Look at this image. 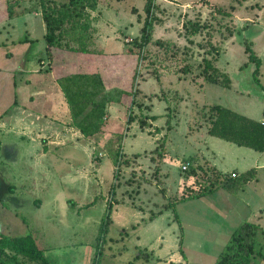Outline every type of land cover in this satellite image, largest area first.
Listing matches in <instances>:
<instances>
[{"label": "rangeland", "instance_id": "obj_1", "mask_svg": "<svg viewBox=\"0 0 264 264\" xmlns=\"http://www.w3.org/2000/svg\"><path fill=\"white\" fill-rule=\"evenodd\" d=\"M52 1L60 3L68 0ZM144 5L145 0H100L98 11L92 13L93 18L97 17L99 20H94V25L101 23L100 28L95 27L98 31L95 32L91 45L96 56L74 57L73 53H68V56L64 54L65 56L60 57V62L58 58L55 61L58 68H65L70 59L80 58L79 56L96 59L97 67L92 65L99 72L105 70L109 89H122L125 82L130 84V77L136 71L137 65L138 81L135 85L139 91L137 101L140 106L133 108V114L138 117L143 112L151 117L150 114L154 113L160 119L154 120V124L146 126L145 129H141L140 123L128 127L127 110L120 109L121 105L114 103L108 108L111 112L107 124L109 133L97 135L90 140L94 142V169L99 166V160L108 165V175L104 172L105 168L97 170L102 189V194L97 196L106 200L104 210L110 204L114 207L126 203L131 208L136 205L140 218L114 214L112 220L111 215V222L101 235L104 213L98 204H94L89 210L86 205L92 199L86 201L87 198L83 197L80 199L83 207L74 206L78 202L76 191H63L62 198L56 201L55 210L49 212L52 222L42 217L46 213L42 214L41 210L40 224L33 225L38 219L37 215H33L34 212H29L36 208V201H31L43 196L46 202L47 197L30 187L33 186L32 178L23 177V156L11 151L12 146L8 143L13 141L12 137L0 131V176L7 185H15L19 190L23 186L30 191L20 205L0 185V201L7 209L0 210V217L4 218L10 211L19 210V219L25 220L26 230L29 232L25 234L39 236L41 245L38 246L48 264H215L231 235L242 223L249 221L264 230V153L206 136L207 117L203 116V112L206 114L211 105L220 104L254 120H262L264 0H158V9L155 12L158 21L153 39H160L165 44L175 42L181 51L172 54L164 46H157L153 42L143 51V60H126L120 54L129 46L132 47L135 39L140 36L139 29L146 16ZM32 7L38 8L39 0H35ZM219 9L228 11L230 17L223 21L224 16L218 14ZM194 22L202 26L205 24L206 27L197 35L187 36V26ZM225 22L230 30L226 28ZM15 25L14 33L21 37L22 27L17 23ZM100 29L101 42V35L97 33ZM14 33H10L9 29L3 31L0 41L4 38L9 41L10 37L15 39ZM208 33L214 36L212 43L222 44L223 53L219 66L229 73L233 81L232 89L210 84L202 76L201 65L206 52L200 45L209 40ZM105 40L109 43L106 49L102 48ZM247 48H253L254 53L262 60L259 74L255 75L256 65L249 62ZM25 54L31 57L34 53L30 50ZM109 57H115L118 66ZM19 61L21 62L17 57L10 61L0 59V110L8 106V95L12 89H20L22 85L25 87V84H21L22 80L23 83H34L38 75L27 69L30 68V61H26L27 68L20 71L17 65ZM119 63L124 64L119 66ZM42 67L47 69L44 70L47 73L53 65L46 64ZM67 72L62 71L63 74ZM12 78L17 82L13 88L9 81ZM116 95H113L115 99ZM195 130L197 133H194ZM116 133H124L122 154L130 159L128 166L123 164L120 167L119 179L114 178L116 166L107 148L112 134ZM79 136L71 129L61 131L63 139L69 138L66 140V148H70L69 143L74 146L79 141ZM114 137L117 141V137ZM87 147L85 143L79 144L78 151ZM162 148L167 150L165 167L152 161V157L157 159V152ZM206 148L210 151L207 152ZM100 153L105 158H101ZM193 161L201 165L203 171L211 169V164L225 172L236 169L244 173L258 166H261V170H257V179L237 194L220 189L211 195L178 204L170 208L172 210L169 212H164L171 206L173 196L187 192L188 187L195 186L193 178L186 177L189 168L196 166ZM58 164L63 165V171L75 168L74 166L85 167L86 170L89 162L85 161L83 155L73 157L71 154L68 158L60 159ZM159 167L160 173L156 175ZM61 174L60 172L59 176ZM80 175L78 172V176ZM200 176L204 178V172ZM81 178L84 179L83 176ZM112 181H115L117 188L113 189ZM118 181L120 182L117 184ZM57 197L58 194L55 199ZM163 212L164 217L151 225V218ZM89 216L94 220L96 218L97 223L88 222L87 219L91 218ZM4 233H0V237L10 238L9 231ZM14 234L22 236L19 232ZM256 243L257 249H262L264 256V234H259ZM252 264H264V258L257 254L253 257Z\"/></svg>", "mask_w": 264, "mask_h": 264}, {"label": "trees", "instance_id": "obj_2", "mask_svg": "<svg viewBox=\"0 0 264 264\" xmlns=\"http://www.w3.org/2000/svg\"><path fill=\"white\" fill-rule=\"evenodd\" d=\"M157 1L145 0L144 12L146 16L143 25L139 29L140 36L135 39L132 47L129 46L126 51L120 54L124 55L126 60L129 58L132 61L134 59L143 60V51L153 44V42L157 46H164L172 54L181 51L175 42L165 44L159 41L160 39L157 41L153 39L155 24L158 21L155 13L156 9H158ZM99 4L100 0H68L60 3L52 0H39V7L41 8L45 23L46 32L44 40L48 53L51 54V52L57 51L65 55L73 53L74 57L76 55L96 56L95 51L91 49V45L94 41V34L98 31L94 25V22L98 19L97 17L94 19L92 13L98 11ZM17 5V0H8L6 7L9 18L20 15ZM219 13L224 16L223 21L231 15L228 11H222L221 9H219ZM224 24L230 30L227 22ZM203 27H206V25L203 24L202 26L197 22L190 23L187 26L186 35H197L201 33ZM208 36L209 40L207 39L206 43L200 45L201 49L206 52L201 65L202 76L210 84L232 89L233 81L229 73L219 66L223 53L222 44L216 43L217 45H215L211 40L214 36L211 33H208ZM137 49L138 52L136 51ZM246 52L249 53V62L256 65L255 75L259 74L262 66L261 58L254 53L253 48H247ZM79 57L75 59L76 62L74 60L77 64L75 66L76 71L59 78V85L65 96L66 104L70 109V124L75 126L83 137L94 139L97 135L109 133L107 124L111 112H109L108 108L114 103L121 105V109L125 108L127 110L129 116L127 121L128 127L131 124L140 123L141 129H145L146 126L150 127L151 123L149 120L154 121L159 118L156 115L149 117L148 113L144 114L143 112L138 117L133 114V108L140 106L139 101H137L139 91L135 85L138 81L137 65L135 66L136 71L134 70V74L130 77V84H128L129 82H125V86L122 89H109L106 84V74L102 75L97 68L95 70L97 64L88 70L82 69V61L89 58ZM109 58L114 62V65L118 64V60L115 57ZM123 64L119 63V66ZM128 85L130 86L128 87ZM113 95H116V99ZM203 116L207 117L206 136L223 140L238 147L248 148L258 153H264V110L263 119L257 121L231 108L220 104H213L208 108L206 114L203 112ZM114 136L117 137V141H115ZM123 136L124 133L112 134L108 142L109 146L107 147L110 156H113V163L116 166L115 179H119L120 177V167L123 164L128 165L130 163V159H125L124 154H122ZM157 153V159L156 157H152V161H156L158 164L164 163L167 157V150L162 148ZM206 161L208 160L206 159ZM195 165L189 168V172L186 175L187 179L193 178L195 183L194 189L193 187H188L187 190L185 189L187 192L178 193L173 196L171 206H168L167 210L190 200L201 199L220 189L237 194L247 184L257 179V170L255 168L247 170L244 173L236 171L225 173L213 164H211L212 168L209 169L210 171H203L201 165L196 163ZM159 169L160 167L157 169L156 175L160 173ZM201 172H204V178L200 176ZM112 187L113 189L117 188L115 181L114 183L112 181ZM101 198V196L96 197L93 205L97 204ZM90 206H92V203L86 205V207ZM112 208L110 204L104 213L101 235L111 222ZM159 214H155L154 216ZM259 234H264V230H261L258 224L249 221L242 223L231 235L215 264H252V259L257 254L264 258L262 249L258 250L256 246ZM44 256L36 238L32 235L15 238L0 237V264H48L49 262Z\"/></svg>", "mask_w": 264, "mask_h": 264}, {"label": "crops", "instance_id": "obj_3", "mask_svg": "<svg viewBox=\"0 0 264 264\" xmlns=\"http://www.w3.org/2000/svg\"><path fill=\"white\" fill-rule=\"evenodd\" d=\"M5 2H7V0H0V34L3 35L2 32L7 31V29L10 30V33H14L16 30V23L22 27L23 34L21 37L18 33L13 34L16 38H18V40H15L16 38L13 39V37H10V42L5 40L6 38H4L5 42H2L4 40L0 41V59L10 61L15 57L19 58L21 62H17V65L20 68V71L27 68L25 67L26 61H30V68L28 67L27 69H30L32 74H38L34 83H23L24 80H22L21 84H25V87L22 85L20 89H12L8 95V106L3 110H0V131H4V134L10 135V137H12L13 141L8 143V145L12 146L11 151L18 153L17 155H22L23 159L25 160L24 166L22 167L24 170L23 177L32 178L33 186L29 184L30 187L36 192L44 193L47 197L46 202L43 196H39V199H32L33 201H31H36V208L34 207L33 209L29 210L30 213L34 212V216L37 215L38 221H34L33 224L36 225L40 224L41 222V215H39L41 210H43L42 214L46 213V215L42 217L50 219L52 222L53 219L51 215H49V212L51 210H55L54 206L56 205V201L60 197L62 198L63 191L66 193L69 191H76L77 194L75 195L78 199V202L76 203L73 201V203H76L74 206L76 205L81 208L83 205H81L80 199L86 197V201H89L91 198L92 201L89 203H92V206L88 207V209H92L94 207L93 202L95 198L98 197L97 195L102 194L101 183L100 180H98L97 170L101 171L103 168H105L104 172H106L108 175V165L99 160V166L96 168V170L94 169V154L92 151L94 148L93 140L83 137L80 131L75 126L70 124V109L69 106L65 104V96L59 85V78H61L63 75H67L76 71L75 66H77V64L73 63L75 59H70V61L65 64V68L57 67L58 64L55 62L56 58H58L60 62V57L65 55H63L64 53L57 51H53L51 54L48 53L47 45L44 40L46 30L41 8L32 7V4H34L35 0H28L27 3H20V1H18L17 10L20 12V15L14 16L13 18H9L6 7L7 4ZM4 6L6 9H4ZM95 27L100 28L101 23L95 25ZM97 33L98 35H101L99 37V41L101 42L102 30ZM108 45L109 43L105 40L102 48L106 49ZM30 50L34 53L31 55V57L29 54H25ZM46 64L51 66L53 65V67H50L51 69H49V72L44 73V70L47 71V69L42 66ZM92 64H97L96 59L93 60L89 58L83 60L82 69L88 70L89 68H93L94 66ZM62 71L68 72L63 74ZM57 72L61 74L58 75ZM100 72L102 75L106 74L105 70ZM9 81L11 82L10 85L12 88L16 87L17 82L14 78ZM150 115L155 116L154 113H151ZM158 119H160V117ZM149 122L154 124V122L151 120H149ZM65 129H71L80 135L79 141H77L78 144L75 142L74 146H72V144L69 143L70 148H66V140L68 141L69 138L65 140L61 137V131ZM195 132L197 133V130H195L194 133ZM198 136L199 134L195 137L198 138ZM126 139L125 142H127ZM84 143L88 147L83 149L84 151H78L80 150L78 145ZM203 146H205V144ZM206 150L207 152L210 151L208 148H206ZM68 153H70L69 155L72 154L73 157L77 156L78 154L83 155L85 161L89 162L90 166L88 165L86 170L84 169L85 167L79 168L78 166H74L75 168H67V170H65L66 172L63 171V165H59L58 161L60 159L62 160L63 157L68 158ZM164 163H162L163 165H159L165 167L166 164ZM260 167L261 166H258L256 170H259ZM78 168L80 171H78ZM233 171L239 172L236 169L228 172ZM60 172L62 173L61 176H59ZM78 172L81 173L80 176H78ZM81 176H83L84 179H82ZM257 176H259L258 171ZM0 185L3 186V189L5 188L8 191L9 197L16 200L18 203H20L24 198L28 197L30 193V191H27L23 186L22 189L20 188L19 190L15 185H7L1 176ZM56 194H58L57 199H55ZM67 201H69V198ZM105 203L106 200H103L102 198L97 203L99 208L102 209L103 213L106 211L104 210V207L106 208ZM136 208V205H133V208H131L126 203L114 206L113 214H111L112 220L114 214L116 216H122L123 214L127 216L132 215V217H135L134 219L137 217L140 218V215H137ZM1 209L7 210L3 207V204L0 201V210ZM170 210L172 209L164 210V212H169ZM164 212L154 216V218L151 219L150 224L154 225L157 223L161 217H164ZM19 216V210H16V212L10 211V214H7L4 216V218L0 217V233H7L9 231V234H11L10 238L32 235L36 238L40 246L41 239L39 236L35 234H25L29 233L26 230L27 225L25 220L19 219ZM24 217L25 216H22V218ZM95 220L92 217L87 219L88 222H93ZM94 223H97V221ZM134 225H137V223ZM29 226L31 227V224H29ZM15 232L21 233L22 236L15 235Z\"/></svg>", "mask_w": 264, "mask_h": 264}, {"label": "built area", "instance_id": "obj_4", "mask_svg": "<svg viewBox=\"0 0 264 264\" xmlns=\"http://www.w3.org/2000/svg\"><path fill=\"white\" fill-rule=\"evenodd\" d=\"M101 156H103V154H100V157H101ZM184 169L186 170V169H187V167L185 166V167H184Z\"/></svg>", "mask_w": 264, "mask_h": 264}]
</instances>
